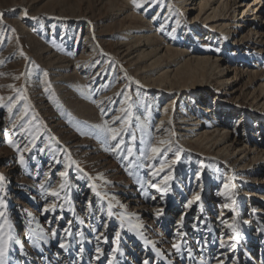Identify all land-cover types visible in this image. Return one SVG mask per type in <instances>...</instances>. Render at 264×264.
Listing matches in <instances>:
<instances>
[{
    "label": "rangeland",
    "instance_id": "obj_1",
    "mask_svg": "<svg viewBox=\"0 0 264 264\" xmlns=\"http://www.w3.org/2000/svg\"><path fill=\"white\" fill-rule=\"evenodd\" d=\"M78 1L0 0V176L4 177L0 181V213L3 214L0 216V244L7 243V264H108L109 260L113 264H144L145 260L149 264H200L201 258L208 264H217L216 258L225 260L216 252L222 239L227 240V244L235 242V249L245 247L256 230L251 231L248 226L249 223L256 225L254 219L249 223L244 220L251 208L247 198L240 197L242 187L236 184L237 179L229 176L231 165L224 166L217 157L208 155L207 165L203 168L210 175L206 192L198 187L200 180L193 175L190 179L197 188L189 192L177 181L179 169L194 165L197 159L188 160L184 152H180L177 159L174 149L148 159L152 155L151 148L156 146L152 103L143 91L128 84L118 63L108 55L101 59V65L106 67L102 76L113 77L106 93L111 94V88L115 90L109 97L95 96L93 100L100 101L98 110L101 113L110 109L126 110L121 111L119 117L128 122L123 140L133 148V156L123 158L127 154L125 145L121 146L123 151H111L113 145L106 132L71 110L74 103H90L91 89L98 87L91 81V51L85 40L86 27L76 24L73 19L67 24L55 22L51 25L46 23L44 16L59 11L66 15ZM80 1V12L84 14L89 0ZM21 7L39 12L33 24L28 25L27 33L20 32L15 24L20 18ZM254 12L262 17L264 5ZM106 15L94 21L104 22ZM253 21L249 18L247 22ZM156 28L168 40L184 41L200 53L210 52L225 59L229 66L227 72L231 69L229 76L233 75V69L238 73L242 69H253L264 76V53L252 47L244 49L241 43L218 45L211 39L202 40V36L191 40L181 29L174 31L163 25ZM237 34L235 30V36ZM82 50L88 54H81ZM72 68L82 81L74 78ZM244 79L238 80L240 89L237 87V92L217 89L216 99H212L214 91L208 89L211 93L206 103L209 106L214 101L220 103L223 106L219 111L221 117L225 116L226 109L240 108L244 115L236 123V136L252 148L254 142H264V108L255 110L259 116L255 124L260 128L255 129V124L248 125L245 116L254 109L251 101L242 97ZM257 84L258 77L253 81V85ZM115 91L118 92L116 95ZM236 95L240 97L236 98ZM139 123L149 125V129L139 134ZM132 135H135V141ZM21 155L23 164L20 163ZM162 162H167L165 170L170 166L175 169L167 184L151 175ZM60 172H66V176L61 177ZM241 180L253 189L248 197L264 185L246 178ZM62 183L66 185L63 189L60 188ZM40 184H44L43 189ZM152 184L157 187H151ZM165 188L167 190L162 191ZM50 189L59 192V196H52ZM222 192L225 195H219ZM197 195L198 201L194 200ZM189 201L193 202L186 207ZM217 202L223 204L220 211L215 207ZM225 204L229 207L225 208ZM51 205H56L55 211L45 212L44 209ZM144 205L147 208H139ZM200 207L204 214L197 217L203 229L199 234L192 233L194 237L190 240L181 233L180 226H176V217L184 213L185 223H193ZM222 221L236 225L235 235L239 240L230 239L234 234ZM263 235L261 231L256 234L257 243L263 240ZM17 240L20 243H16ZM145 240L152 243L146 244ZM61 243L65 248H60ZM176 243L181 246L179 253L172 247ZM97 248L101 250L99 253ZM225 248L226 251L235 250ZM189 249L193 252L192 257L187 255ZM224 264H231V259L225 260Z\"/></svg>",
    "mask_w": 264,
    "mask_h": 264
},
{
    "label": "bare ground",
    "instance_id": "obj_2",
    "mask_svg": "<svg viewBox=\"0 0 264 264\" xmlns=\"http://www.w3.org/2000/svg\"><path fill=\"white\" fill-rule=\"evenodd\" d=\"M79 1L66 15L63 11H59L50 12L44 16L46 23L51 25L55 22L67 24L68 20L73 19L77 22L76 24L86 27L85 40L87 39V46L91 51V81L96 82L98 87L91 89V104L87 102L72 104L73 113L101 128L105 123L108 127L122 126L123 121L115 119L121 114L119 109H110L109 112L101 113L98 110L100 101L93 100L95 96L109 97L115 90L111 88V94L106 93V87L111 86L113 77L109 74L102 76L106 67L101 65V59L108 55L118 63L128 84H133L137 90L148 95L147 99L152 103V114L155 116L154 145L164 149L170 146L176 151L177 148H181L188 160L197 159L194 165L179 169L177 181L185 186L186 190L193 192L197 188V184L190 179V175H193L196 180H200L198 187L206 192L207 178L210 175H207L203 168L207 165L208 155L217 157L224 166L231 165L228 171L229 176L237 179L236 184L242 187L240 197H246L251 208L250 213L245 214L244 220L249 223L251 219H254L256 225L249 223L248 226L251 231L255 228L256 230L251 234L249 243L245 247L226 251L225 247L219 245L216 252L220 253V257L225 260L231 259V264H256L257 257L262 258L263 264L264 235L260 243L255 242V236L259 233L261 226L264 228L262 224L264 214L257 212L258 210L264 212V185H260L258 187L260 191L248 197L249 191L253 189L245 185L241 179L246 178L251 182L264 184V142L256 141L251 148L247 146L246 141L237 139L236 123L242 119L243 111L236 106L231 110H224L225 116L221 117L219 111L223 106L216 101L209 106L206 98L211 93L207 91L208 89L214 91L215 96L212 99L217 98L215 91L219 88L232 93L239 85L238 80L245 78L241 86L245 87V90L242 88V97L251 101L254 109L245 117H247L248 125H253L259 117L255 110L260 111L258 107L264 108V76L262 77L257 70L253 69H242L239 73L233 69V75L229 76L231 69L227 72L229 66L225 59L217 55L213 56L210 52L200 53L193 45H187L184 41L168 40L161 35L156 26H168L174 31L181 29L187 39L194 40L195 37L199 39L202 36L204 37L202 40L211 39L218 45L224 46L241 43L240 46L243 45L244 49L252 47L259 53H264V15L259 18L258 12H254L263 7L264 0H151L150 3H146V0H135L136 4L141 5L140 8L134 5L133 0H93L91 4L90 0H85L87 7L84 14L80 12L81 1ZM35 11L34 8L21 7L20 18L15 21L20 32H29L28 25H32L36 20L33 17L39 16V12ZM107 12L108 15H106ZM101 15L107 16L104 22L94 21ZM249 18L254 19L253 23L247 22ZM235 30L238 32L236 36ZM81 54L88 53L83 51ZM71 56L73 57L72 54ZM69 64L72 67V62ZM69 64H67L68 67ZM72 70L74 78L77 81L81 80L75 72L76 69L72 68ZM257 77L258 84L255 86L253 81ZM75 79L74 82H76ZM238 97L240 96L236 95V98ZM138 126L139 134L149 129V125L146 124L139 123ZM254 127L260 128L256 124ZM242 128L244 130L243 124ZM106 134L114 146L116 141H112L110 134ZM123 134L122 132L120 137L122 139ZM120 138L118 137V140ZM162 140L170 141L171 145L160 144ZM250 150L252 151L249 152ZM251 165V168H246ZM166 170L167 173L163 171L158 175L152 173V178L165 183V177H168L167 181H169L175 169L174 166H170ZM260 197L263 201L258 203L256 199ZM215 205L217 210H222L223 204L217 202ZM149 206L152 204L150 203ZM139 208L145 209L147 205L139 206ZM203 214L204 210L200 207L197 215L193 217L195 222L185 223L184 213H180L176 217V226L179 225L181 233L190 239L193 236L192 233L199 234L203 229L197 217L200 215L201 218ZM181 218H183V225L180 223ZM194 224L197 226L195 229ZM224 242L226 243L227 240ZM260 245H263V248L260 249ZM241 254L244 256L242 257Z\"/></svg>",
    "mask_w": 264,
    "mask_h": 264
},
{
    "label": "snow or ice",
    "instance_id": "obj_3",
    "mask_svg": "<svg viewBox=\"0 0 264 264\" xmlns=\"http://www.w3.org/2000/svg\"><path fill=\"white\" fill-rule=\"evenodd\" d=\"M150 2H151V0H146V3H150ZM133 3H134V5L137 8H140L141 7L140 4H136L135 0H133ZM25 15H27L26 12H25ZM0 19H2V14H0ZM33 19H36V17H33ZM45 76H47V73H45ZM0 99H2V98H0ZM11 99L12 98L10 97L9 100H11ZM8 110H9V112L12 111V106L11 105H9ZM101 111H103V109ZM121 111H126V110L125 109H121ZM115 119L116 120H120L121 117H116ZM127 123L128 122L125 119L123 121L122 126L120 128L108 127V125L106 123L102 126V130H104L106 133L110 134L111 140L112 141H116L115 145L111 148V151H113V152L123 151L124 149L121 146L122 145H125L126 150H127V154L123 157L124 159H128L129 157H132L133 156V148L131 146L126 145L125 144V141L122 138H120L118 140V137L121 136V133L124 132V131H126L125 125ZM96 127H101V126L97 125ZM135 139H136L135 135H132V140L135 141ZM166 143L169 144V145H171V142L170 141H167V142L166 141H163V140L160 141V144H166ZM13 147H15V145H13ZM162 151H163L164 154H166L168 151H171V147L169 146L168 148L163 149V150L160 147H156V146L152 147L151 148L152 155L150 157H148V159H155L157 156H159V155L162 154ZM182 151H183V149L177 148V151L175 153L177 159H179V154ZM141 155H143V152H141ZM20 163L21 164L24 163V158H23L22 155L20 156ZM73 163H75V162H73ZM137 166L138 167H143V165H141V164H138ZM166 166H168L167 165V162H162L159 165V167L154 170V175H158L160 172H163L165 170V167ZM44 175L45 176H48V173H44ZM59 175L61 177H65L66 176V172H60ZM168 179H169L168 177H165V184H167V180ZM3 180H4V177L3 176H0V181H3ZM65 186L66 185L62 183L60 185V188L63 189V188H65ZM151 187H154L155 188V187H157V185L156 184H152ZM227 187L228 186L225 185V188H227ZM40 188L43 189L44 188V184H40ZM166 190H167L166 188L165 189H162V191H166ZM49 191H50V194L52 196H54V197L59 196V192H57L55 190H51V189ZM97 195H99V193H97ZM219 195H225V193L222 192V193H219ZM199 199H200L199 195H197V196L194 197V200H197L198 201ZM192 202L193 201H189L188 204L186 205V207H190L191 204H192ZM0 206H2V201H0ZM61 207H63V206L61 205ZM224 207L225 208H228L229 205L228 204H225ZM109 208H111V205H109ZM55 209H56V205H51L49 208L44 209V211L45 212H47V211H55ZM2 215L3 214L0 213V216H2ZM108 215L111 216L112 215V212L109 211ZM180 223H181V225H183V218H181V222ZM222 223H224L228 228H230L232 230V233L234 235L232 237H230V239L232 241L238 240V237L235 235V233L237 232L236 225L234 223L230 224L227 221H222ZM196 227L197 226L194 224L193 225V228L195 229ZM65 231H67V229H65ZM260 231L261 232H264V228H261ZM52 235L53 236L56 235V231L54 229L52 231ZM116 236H117V238H119L120 233L117 232L116 233ZM97 238L99 239V237H97ZM16 243H20V241L17 240ZM145 243L148 244V243H152V242L151 241H148V240H145ZM59 246H60V248H65V244L64 243H61ZM153 247H155L154 244H153ZM172 247L176 250L177 253L181 252V246H180L179 243L173 244ZM221 247H228V248L234 249L236 247V243L233 242V243H230V244H225V242L222 240L221 241ZM100 251L101 250L99 248H97V252L99 253ZM7 253H8L7 243L5 242L3 244H0V264H7ZM187 255H188V257H192L193 256V252L189 249L188 252H187ZM97 259H99V256H97ZM216 259H217V264H224V260L219 259V258H216ZM108 264H113V261L112 260H109L108 261ZM144 264H149V262L147 260H145L144 261ZM200 264H208V262L205 261L203 258H201Z\"/></svg>",
    "mask_w": 264,
    "mask_h": 264
},
{
    "label": "built area",
    "instance_id": "obj_4",
    "mask_svg": "<svg viewBox=\"0 0 264 264\" xmlns=\"http://www.w3.org/2000/svg\"><path fill=\"white\" fill-rule=\"evenodd\" d=\"M256 200H257L258 203H260V201H261V197L258 198V199H256ZM259 213H263V214H264V212H261V211H260ZM256 241H257V240H256V236H255V242H256ZM261 248H263V245H260V249H261ZM257 260H258V262H257L256 264H262V258L260 259V258L257 257ZM263 264H264V259H263Z\"/></svg>",
    "mask_w": 264,
    "mask_h": 264
}]
</instances>
